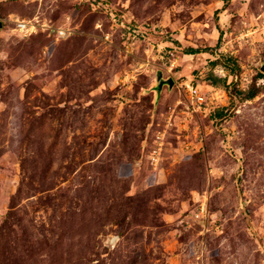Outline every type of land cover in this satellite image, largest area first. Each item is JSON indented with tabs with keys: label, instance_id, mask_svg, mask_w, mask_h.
<instances>
[{
	"label": "rangeland",
	"instance_id": "obj_1",
	"mask_svg": "<svg viewBox=\"0 0 264 264\" xmlns=\"http://www.w3.org/2000/svg\"><path fill=\"white\" fill-rule=\"evenodd\" d=\"M0 21V264H264V0Z\"/></svg>",
	"mask_w": 264,
	"mask_h": 264
},
{
	"label": "water",
	"instance_id": "obj_2",
	"mask_svg": "<svg viewBox=\"0 0 264 264\" xmlns=\"http://www.w3.org/2000/svg\"><path fill=\"white\" fill-rule=\"evenodd\" d=\"M1 26H2V21H0V28H1ZM262 70L264 71V64L262 65ZM158 80H159V85H158L159 89H161L164 84H169L170 86H172L174 84V80L172 78L163 79L162 78V72L159 73Z\"/></svg>",
	"mask_w": 264,
	"mask_h": 264
},
{
	"label": "trees",
	"instance_id": "obj_3",
	"mask_svg": "<svg viewBox=\"0 0 264 264\" xmlns=\"http://www.w3.org/2000/svg\"><path fill=\"white\" fill-rule=\"evenodd\" d=\"M257 91H258V89L253 88V89H251V90L247 93V96H249V97H253V96L256 95Z\"/></svg>",
	"mask_w": 264,
	"mask_h": 264
}]
</instances>
